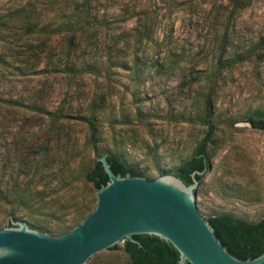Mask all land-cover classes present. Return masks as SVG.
Returning <instances> with one entry per match:
<instances>
[{
  "label": "rangeland",
  "instance_id": "rangeland-1",
  "mask_svg": "<svg viewBox=\"0 0 264 264\" xmlns=\"http://www.w3.org/2000/svg\"><path fill=\"white\" fill-rule=\"evenodd\" d=\"M206 100L202 216L255 223L264 131L245 118L264 111V0H0V227L68 232L96 205L82 173L104 153L173 175L207 131ZM91 264L129 260L122 245Z\"/></svg>",
  "mask_w": 264,
  "mask_h": 264
},
{
  "label": "water",
  "instance_id": "water-1",
  "mask_svg": "<svg viewBox=\"0 0 264 264\" xmlns=\"http://www.w3.org/2000/svg\"><path fill=\"white\" fill-rule=\"evenodd\" d=\"M108 181L96 191V205L71 231L60 236L39 232L12 220L0 229V264H91L118 250L133 236L154 235L178 252L177 264H264V252L253 259L230 255L202 216L203 178L192 183L165 170L157 178L115 174L103 154L97 158ZM118 249H108L114 245Z\"/></svg>",
  "mask_w": 264,
  "mask_h": 264
},
{
  "label": "trees",
  "instance_id": "trees-1",
  "mask_svg": "<svg viewBox=\"0 0 264 264\" xmlns=\"http://www.w3.org/2000/svg\"><path fill=\"white\" fill-rule=\"evenodd\" d=\"M229 1L233 11H239L245 8L250 0ZM211 119V106L208 100H206L203 107L202 123L207 126V131L193 149L190 157L179 164L173 171V175L180 178L186 185L192 183L191 174L195 171L202 172L201 174H195L196 179L201 182L205 172L209 168L210 156L206 149L207 146L212 143L213 125ZM95 120L94 113L91 112L86 118L89 128L94 129ZM245 121L251 128L264 131L263 110L257 109L253 111L246 116ZM104 154L106 155V160L111 170L115 174L121 176H125L126 174L130 176H144L142 172H139L133 166L129 165L118 154L112 152ZM82 177L85 183L90 184L95 191L108 181V177L97 158L93 160L90 167L82 173ZM15 192L18 194L17 197L20 201H24L25 196L31 195L30 190L18 187L15 189ZM92 210H90L88 214L91 213ZM88 214H86V216ZM86 216L82 217L78 223L74 224L69 231H71L75 225L79 224ZM204 218L213 228L215 237L219 240L220 244L233 257L240 260L253 259L264 252V216L255 223H248L231 214H221ZM12 220L13 219H8L6 226H11ZM38 230L41 233L45 232L40 229ZM133 237L138 242H131L129 239L123 241V251L128 256L129 264H177L179 258L178 252L168 242L154 235L139 234ZM118 248L119 246L116 244L108 249ZM185 264L189 263L186 262Z\"/></svg>",
  "mask_w": 264,
  "mask_h": 264
}]
</instances>
